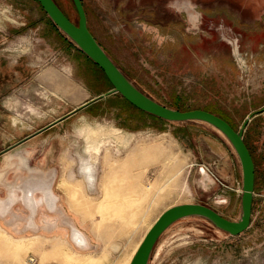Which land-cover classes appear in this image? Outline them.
<instances>
[{
	"label": "rangeland",
	"instance_id": "rangeland-1",
	"mask_svg": "<svg viewBox=\"0 0 264 264\" xmlns=\"http://www.w3.org/2000/svg\"><path fill=\"white\" fill-rule=\"evenodd\" d=\"M54 1L77 22L70 0ZM259 1L264 0L81 3L89 31L140 91L173 110H211L238 130L264 108V20L252 21L259 15L255 11L245 23L238 13L240 4L253 11ZM69 49L36 0H0V60L22 71L8 95L12 106L26 114L64 109L46 98L43 85L57 96L67 93L59 74L40 75L46 68L76 71L94 93L110 88L96 84L86 72L90 65ZM26 61L33 66L26 68ZM91 115L88 121L75 116L66 122L58 177L44 181L45 202L57 198L53 210L48 202L41 207L49 210L38 217L48 220L45 227L23 232L0 227V264H30V259L33 264H127L156 218L178 204L202 203L229 220L239 218L240 167L213 127L152 119L118 94L95 105ZM29 116L38 124L51 119ZM97 127L118 129L124 140L92 139L90 131ZM243 139L255 166L249 227L229 237L199 219L179 220L160 236L148 264H264V111L250 119ZM223 157L232 159L231 172ZM212 163L221 181L209 170ZM200 166L208 176L200 174ZM27 194L26 203L41 201ZM71 234L76 242L86 238L87 245L76 246Z\"/></svg>",
	"mask_w": 264,
	"mask_h": 264
},
{
	"label": "crops",
	"instance_id": "crops-1",
	"mask_svg": "<svg viewBox=\"0 0 264 264\" xmlns=\"http://www.w3.org/2000/svg\"><path fill=\"white\" fill-rule=\"evenodd\" d=\"M256 6L257 9L252 11L248 3L244 2L243 5H239L238 13L241 18L244 14L245 23L251 22L248 16L255 11H258L259 15L258 18H254L252 21L263 22L264 1H259ZM69 50L74 52L73 55L76 54L81 62L88 63L91 66L86 56L76 47L70 45ZM4 64L0 60V227L19 229L23 232L24 229L29 227L37 229L45 227L48 220L44 218L39 220V213L49 211L48 209L51 211L56 206L57 198L54 202L46 201L48 202V209L41 208L45 202L44 195L46 194L43 187L45 185L44 181L51 179L55 181L58 177L57 165L60 163L61 158V137L66 132L65 128L68 126L66 122L75 116H77V120L82 118L88 121L92 117L91 114L95 105L116 94L94 101L95 98L109 89L94 93L87 86L84 78L79 77L76 71L73 72L70 69L66 72L61 69L46 68L40 75L49 70L59 74L63 77L62 84L66 87L67 93L64 96H57L51 92L49 87L41 84L37 78V81L48 92L46 98L57 100L64 106L62 111L55 107L34 109L35 112L32 111L30 114L37 117L38 121H44L46 117L51 118L38 124L29 116L31 110L28 109V114H26L21 108L12 106L10 99H8V95L12 92L14 86L21 82L19 81V75L21 76L22 71L20 69H18L19 71L12 70L11 67ZM24 65L26 68L33 66L28 61ZM222 161L225 162L226 167L231 172L233 170L232 159L223 157ZM237 163L240 167L238 158ZM207 166L209 170L211 169L215 178L221 181L215 172L216 164H207ZM29 192L33 198L41 199V201L32 205L26 203L25 195ZM193 218L199 219L206 225L210 224L199 217H189L182 220ZM218 232L222 231L218 230ZM215 236L217 235L215 234ZM227 236L232 237L228 234Z\"/></svg>",
	"mask_w": 264,
	"mask_h": 264
},
{
	"label": "water",
	"instance_id": "water-1",
	"mask_svg": "<svg viewBox=\"0 0 264 264\" xmlns=\"http://www.w3.org/2000/svg\"><path fill=\"white\" fill-rule=\"evenodd\" d=\"M50 21L61 31L73 45L100 68L112 88L98 96L94 101L104 97L118 94L132 106L147 114L168 122H200L213 127L229 143L236 154L241 167V197L240 216L236 221L229 220L210 207L199 203H184L173 205L165 209L154 221L136 251L129 264H148L152 251L160 236L174 223L189 217L203 218L215 229L230 236H237L244 232L250 224L255 166L251 154L244 143L243 132L251 118L255 117L264 108L249 115L238 130H234L220 117L204 110H189L180 112L161 105L141 92L113 63L109 56L99 45L95 37L89 31L87 18L81 0H71L77 13V23L71 22L54 0H36ZM200 174L209 175V172L200 166ZM72 239V234H71ZM73 241V239H72ZM76 246L84 247V242L73 241Z\"/></svg>",
	"mask_w": 264,
	"mask_h": 264
},
{
	"label": "trees",
	"instance_id": "trees-1",
	"mask_svg": "<svg viewBox=\"0 0 264 264\" xmlns=\"http://www.w3.org/2000/svg\"><path fill=\"white\" fill-rule=\"evenodd\" d=\"M71 1V0H70ZM55 2V1H54ZM56 3V2H55ZM71 3H72V1H71ZM57 4V3H56ZM73 5V4H72ZM57 6H58V4H57ZM61 10H62V8L60 7V6H58ZM73 8H74V6H73ZM75 9V8H74ZM43 11V10H42ZM76 11V10H75ZM62 12L65 14V16L71 21V22H73L67 15H66V13L64 12V10H62ZM86 13V12H85ZM43 14H44V18H45V20L48 22V24H50V26L52 27V29L55 31V33L59 36V38H60V41H62V42H64V43H67V44H69V45H72V46H74L73 45V43L61 32V31H59V29H57V27L50 21V19L47 17V15L44 13V11H43ZM75 23H77V22H75ZM100 45V44H99ZM75 47V46H74ZM103 49V48H102ZM104 50V49H103ZM105 51V50H104ZM106 53V52H105ZM87 58V57H86ZM87 60H88V62L91 64V66H89V67H87V69H86V72H87V74L89 75V74H91L93 77V80L95 81V83L96 84H101V83H105V84H108L109 86H110V88L109 89H111L112 88V86H111V84L109 83V81L107 80V78L105 77V75H104V73H103V71L100 69V68H98L90 59H88L87 58ZM114 63V62H113ZM115 64V63H114ZM116 65V64H115ZM117 66V65H116ZM118 67V66H117ZM119 68V67H118ZM120 69V68H119ZM120 71L124 74V75H126L121 69H120ZM127 77V76H126ZM128 78V77H127ZM129 79V78H128ZM119 97H121L120 95H118ZM122 98V97H121ZM126 101V100H125ZM127 102V101H126ZM129 105H131L129 102H127ZM132 106V105H131ZM132 107H134V106H132ZM135 108V107H134ZM136 110H138L140 113H142V114H145V115H147V116H149V117H151L152 119H155V120H159V121H164V120H162V119H159V118H157V117H155V116H153V115H150V114H147V113H145V112H143V111H140L139 109H137V108H135ZM171 109V108H170ZM195 109H199V110H204V111H207V112H209V113H212V114H214V115H216V116H218V117H220L221 119H223L224 121H226L234 130H236V128L230 123V121L225 117V116H222V115H220V114H217V113H215V112H213V111H211V110H208V109H204V108H199V107H196V108H190V109H187V110H181V109H178V111H180V112H184V111H189V110H195ZM164 122H168V121H164ZM189 123H200V122H183V123H181V124H189ZM244 140V139H243ZM244 143H245V140H244ZM245 145H246V143H245ZM247 146V145H246ZM248 148V147H247Z\"/></svg>",
	"mask_w": 264,
	"mask_h": 264
},
{
	"label": "bare ground",
	"instance_id": "bare-ground-1",
	"mask_svg": "<svg viewBox=\"0 0 264 264\" xmlns=\"http://www.w3.org/2000/svg\"><path fill=\"white\" fill-rule=\"evenodd\" d=\"M90 136L92 139H99L101 137H105V138L106 137H112V138L117 139V140H121V141L124 140V135L122 132H120L118 129H111L108 127H97L95 129H92L90 131ZM140 242H139V244H140ZM138 245L134 249L133 254L136 251ZM133 254H132V256H133ZM132 256H130V259ZM129 262H130V260H129Z\"/></svg>",
	"mask_w": 264,
	"mask_h": 264
},
{
	"label": "built area",
	"instance_id": "built-area-1",
	"mask_svg": "<svg viewBox=\"0 0 264 264\" xmlns=\"http://www.w3.org/2000/svg\"><path fill=\"white\" fill-rule=\"evenodd\" d=\"M30 264H33V260L32 259H30Z\"/></svg>",
	"mask_w": 264,
	"mask_h": 264
}]
</instances>
